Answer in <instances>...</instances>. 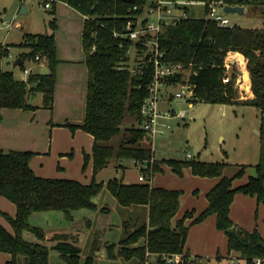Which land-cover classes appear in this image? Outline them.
Listing matches in <instances>:
<instances>
[{"label": "trees", "instance_id": "16d2710c", "mask_svg": "<svg viewBox=\"0 0 264 264\" xmlns=\"http://www.w3.org/2000/svg\"><path fill=\"white\" fill-rule=\"evenodd\" d=\"M62 1L86 16L82 30V45L88 69L85 115L81 123L65 122L62 125L71 130L81 128L93 136L91 155L84 153L85 163L89 157L92 159V178L89 183H83L69 177L39 176L30 166V160L36 152L0 149V195L15 205L14 215L0 211L12 228L9 231L0 221V251L11 255L5 264H50L52 250L59 253L64 264H81L82 250L77 243L78 236L47 231L32 223L31 216L36 212L61 211L66 220L72 221L77 210L107 213L110 206H99L95 200L104 190L114 197L121 214L126 211L124 207H143L144 218L134 224L132 230L129 229L130 224L123 221L121 226L124 235L117 241L105 239L96 228L93 231V252L103 249L107 258L121 257L127 261L135 259L139 264L143 263L147 249L151 252L189 253L186 241L190 226L213 214L216 216L217 229L227 237L228 253H235L242 259L239 264H255L254 259L258 257L264 259V231L261 232L257 227L246 230L235 223L230 215L231 204L237 193L255 196L258 203L264 202V168L261 161L256 165L255 175L234 185V180L245 175V165L234 175L226 176L224 169L227 162L224 161L156 159L152 148L140 143L146 132L134 126L126 128L118 145L113 144V139L122 133L121 124L127 114L141 124V105L149 93L153 65L147 60L145 46L128 36H121L126 23L145 11L148 0ZM188 1L205 2L206 12L210 2L219 1L245 7L254 3L261 5L264 15V0ZM56 2L48 9L53 15ZM184 11L187 12V9L184 8ZM50 25L52 32L25 33L20 45L28 50L19 56L23 60V64L19 65L22 70L26 69V61H43L49 67V72L30 71L26 79H21L12 71L0 68V110L37 109L38 105L29 102L36 91L42 93L43 107H53L56 67L59 63L55 15ZM159 44L167 60L192 64L190 81L194 84V102L241 101L236 98L232 83L224 84L222 81L224 61L234 59L237 67L250 71L252 87L256 93L254 100L242 102L257 107L263 104L264 24L262 28L238 25L223 27L205 17L187 16L163 24ZM132 62H135L134 65L137 62L140 64H136L133 69ZM263 138L261 134V150L264 147ZM113 158L117 166L123 168L126 167L124 161L132 159L134 165L139 166L145 180L137 183H124L123 179L117 178L107 182L97 181L96 175L111 165ZM164 163L177 174H182L183 169L189 167L195 175L219 178L206 194V207L196 215L194 209H188L176 219L183 191L151 183L153 175L162 171ZM188 218L191 220L187 223ZM83 219L87 228L94 224L88 215ZM99 237L101 242L96 245ZM95 257L94 253H89L82 264H95ZM199 257L196 255L198 260ZM198 260L185 264H199Z\"/></svg>", "mask_w": 264, "mask_h": 264}, {"label": "rangeland", "instance_id": "374dc122", "mask_svg": "<svg viewBox=\"0 0 264 264\" xmlns=\"http://www.w3.org/2000/svg\"><path fill=\"white\" fill-rule=\"evenodd\" d=\"M178 4L173 9V15L183 13L184 8L187 9L188 16L206 17L208 14L205 10L204 4L188 0H175ZM179 6V7H178ZM23 7L26 11L23 12ZM229 18L231 24H236L242 27L262 28L264 24V15L262 7L258 4H250L245 7L244 12H224ZM57 30V54H68L71 52L74 56L79 53L82 44V30H83V15L76 9L68 5L64 1H57L55 4V13ZM44 5L38 0H0V64L3 69L7 67H14L13 61L19 57L23 51L28 50L27 47L21 46L25 33L35 32H52L50 20L54 16ZM7 49V52L4 50ZM27 63H33L26 61ZM237 95V94H236ZM238 101L236 103H210L198 100L190 105L183 99H174L172 106L176 112L180 110L186 111L185 118H170L171 128L163 134H157L154 138L153 157L156 159H200L207 162L224 161L227 162L224 172L226 176H232L242 166L245 165V175L242 177L245 180L250 175L256 174V165L261 161V166L264 168V147L261 150V133H260V108L253 104L243 103ZM31 103H39L37 109H19V115L15 126L13 127L9 119L2 118L0 120V146L4 150H29L30 148L37 152L40 156V162L46 165H56L57 161L61 162L65 167L62 171H67L73 177L81 179V181H90L93 173L92 159L89 157L85 163L84 153L92 152V137L90 134L80 129L73 131H60L57 136L54 133V143L52 133L57 126L49 129L48 124L57 121L61 118V106L53 107L52 110L42 106V93L36 91L32 97L29 98ZM79 102V101H78ZM61 104V103H60ZM165 104H160L164 107ZM168 106V105H167ZM78 112L74 114L77 115ZM134 126L141 129L140 123L133 121L127 114L124 118L121 129V135L113 139V144L116 146L123 139V134L126 128ZM59 128H66L59 126ZM40 136L37 146H22L29 142L35 141L34 136ZM17 135L19 137H17ZM128 135L126 134V137ZM56 139V140H55ZM152 138L147 133L140 143L144 146H151ZM264 142V138H263ZM24 143V144H21ZM71 143V146H70ZM69 145V148L67 147ZM60 149H65L60 153ZM54 152V153H53ZM191 153V156H188ZM35 154V155H36ZM34 155V156H35ZM63 158L62 160H58ZM126 167L117 166L114 158L112 164L106 166L101 171L102 178L109 179L117 175L124 180L132 181L142 172L139 166L134 165L132 159L124 161ZM40 165V164H38ZM39 167V166H38ZM57 171H60L56 169ZM100 171V172H101ZM99 172V173H100ZM98 173V174H99ZM189 176H196L192 171L185 167L182 174L175 173L171 167L164 163L162 164V171H157L152 177V183L162 185L166 188H176L183 191V198L189 197L194 199L195 196L192 190V181ZM0 208L10 209V204H14L5 196L0 195ZM197 199V197H196ZM99 206L108 205L110 209L107 213H94L90 210L89 215L93 220V228H98L100 235L105 239L118 240L124 233L122 226H118L123 221L130 224V230L144 218L145 208L137 209L125 207V213L121 214L120 208L117 207L114 197L105 191L95 197ZM117 208V209H115ZM128 211V212H127ZM253 214L254 226L264 231L262 218L264 217V202L260 203L257 217ZM37 215L31 216L32 223H36ZM139 217V218H138ZM112 221V224L109 222ZM7 225L8 222L4 221ZM116 223H119L116 226ZM110 226H112L110 228ZM109 227V228H107ZM93 228L82 227V236L85 237L91 234L90 240L86 246V239L81 241L82 253H94L95 264H139L135 259L123 260L120 258L101 259L100 254H104L103 249L100 253L93 252L92 241H95L92 235ZM198 237V236H197ZM196 237V239H197ZM100 237L97 244L100 242ZM84 244V245H83ZM220 254L219 257L213 255H205L199 257V264H239L242 262L240 257L235 253H227L224 239L219 243ZM79 245V246H81ZM105 256V255H104ZM82 258L81 264L84 262ZM0 264H4L3 256L0 253ZM61 264V261H58ZM62 264L64 261L62 260Z\"/></svg>", "mask_w": 264, "mask_h": 264}, {"label": "crops", "instance_id": "0c3cea01", "mask_svg": "<svg viewBox=\"0 0 264 264\" xmlns=\"http://www.w3.org/2000/svg\"><path fill=\"white\" fill-rule=\"evenodd\" d=\"M83 17H84V15H83ZM84 18H83V21H84ZM56 30H57V28H56ZM56 30H55V40H56V47H57ZM57 56H58V54H57ZM58 58H59V63L56 67V82H55L53 107L55 106L58 108L59 105H64V106H61V109H62L61 116L62 117L57 119V121H55L54 123L51 122L48 124L50 130H52V127H54V126H57L55 129L59 130L58 132L54 131L52 133V139H53L52 143L55 142L54 136H53L54 133L57 136V134L60 131H64V130L70 131L71 130L69 127L62 125L63 123L71 122V123H77L78 124V123H81L83 121L84 115H85L86 87H87V80H88V69H87L86 62H85V53H84L82 44H81V48H80L79 53H77L75 56L71 52H68V54H66V55L60 53ZM14 61H13L14 67H7V68L3 69L2 68L3 66L0 64V68L2 70L12 71L17 78H21V79H26L28 76V73L30 71L34 72V71L38 70L39 72H41V70L47 66L43 61L31 63V65H30V63H27V64L25 63V67H26V69H28V72H26L25 71L26 69L22 70L19 67V65H15ZM32 104L40 106L39 103H32ZM52 108H50V109L52 110ZM19 109H21V108H19ZM0 112H1V121H2V118L5 117V119H9L11 121V124L14 127L16 124L15 122H17V119L19 118L18 117V115H19L18 110H15L12 108H2L0 110ZM75 112H78L77 115L74 114ZM59 126L66 127V128H59ZM76 129L81 131L80 130L81 128L80 129L76 128ZM71 131H73V130H71ZM90 136L92 137V146H93V136L91 134H90ZM17 137H19V136L17 135ZM39 137L40 136H38V134L34 136V139H35L34 143L29 142L27 139V143L25 145H22V146H30V147L37 146V144L39 142V140H38ZM21 144H24V143H21ZM70 146H71V143H70ZM67 147L69 148V145ZM0 149L4 150L3 147H1V146H0ZM29 150H32L36 153L37 152L39 153V151L33 150L31 148ZM4 151H7V150H4ZM60 151H61L60 153H64L62 151H66V150L60 149ZM87 153L91 155L90 152H87ZM59 159L62 160L63 158H59ZM38 164H40V165H38ZM30 166L34 170V172L39 176H43V177H69V178H74V179H78L81 181V179L73 177L76 175H71V174L67 173V171H62V169H64L65 166L61 162L57 161L55 166H54V164L51 166L50 165L48 166L44 162H40V156L37 154L31 158ZM113 167L117 168L118 166H113ZM56 169H58L60 171H57ZM103 171H101L99 174L96 175L97 181L107 182L109 179H112V178L122 179V178H119L117 175H113V177H108L109 179H104L101 176V173ZM224 174H226V173L224 172ZM139 176H138V178H136L132 181H127V180H124V178H123V182L124 183L141 182V180L139 179ZM189 177L192 181L191 187L195 188L192 190V193H194L193 191H195V193H197V194L196 195L193 194V196H195L194 199H191L189 197L183 198L184 196H183V194H181L179 210L175 216L176 219L180 218L184 214V212L188 209L189 210L194 209L195 215L198 212H200L202 209H204L208 203L206 194L216 184V182L219 179L218 177H207V176H199V175L189 176ZM91 178H92V176H91ZM244 181H245L244 178L236 179V180H234V185H237L238 183H241ZM81 182L89 183L90 181H81ZM151 183H152V180H151ZM152 184L155 186H162V185H157L156 183H152ZM104 192H105V190L103 191V193ZM196 197H197V199H196ZM0 201H3V200H1V198H0ZM112 203L115 204V202H113V201H112ZM260 203L257 202V199L255 196H251V195L244 194L241 192L237 193L234 197L232 204H231V209H230L231 218L234 220L235 223H237L242 228H244L246 230H252L254 228L253 227L254 226L253 214L255 212L256 213L255 217H257V213L259 210ZM9 208L10 209H8V210L0 208V211H6L9 214L14 215L15 214V205L10 204ZM111 209H113L111 212V213H113L114 208L111 207ZM115 209H117V208H115ZM134 209H137V208H134ZM140 209H141V207H140ZM94 213H98V212H94ZM34 215H37L36 216L37 221L34 224H37V225L43 227L47 231H50V232L60 231L62 233L68 234L71 237L72 236H78V241H77L78 245H81L82 244L81 241H83L85 239H86V241H85L86 246H87L89 240L91 243V239L89 238V237H91V234L88 236L90 227L87 229L88 234L85 237L82 236V230L83 229H81V228L87 227V225L84 224L82 222V220H84L83 217L85 215H89L86 210L75 211L74 212V219L72 221L66 220L64 214L61 211L36 212L32 216H34ZM4 219L5 218L0 214V221L7 227V229H9V231H12L10 224L8 223V225H7L5 222H3ZM190 220L191 219L188 218V219H186V222L188 223V222H190ZM5 221H7V220L5 219ZM93 222H94V220H93ZM109 223L112 224V221H110ZM262 223L264 225V217L262 218ZM118 224L119 223H116V226ZM111 227L112 226H110V228ZM92 228H93V224L91 225V229ZM107 228H109V227H107ZM119 228H121V224L118 226V229ZM95 229L96 228H93V231ZM93 231H92V235L94 234ZM261 232H263V231H261ZM196 237H197V239H196ZM117 239H119V238H117ZM222 239H224V242H225L226 248H227V237L223 231L217 229V227H216V216L211 214L208 217H206L203 221L192 224L190 226L189 231H188V235H187L186 249L188 250L189 253H191L193 255H197V256H205V255L215 254L216 257H219L221 255H218V254H220V251H219L220 246L218 243L220 241L222 242ZM81 247H82V245H81ZM226 250L228 253V249H226ZM100 252L101 251H99L98 253H100ZM0 253L3 256V260H4V264H5V262L10 259L11 255L9 253H5V252H1V251H0ZM88 254H89V252L81 253V262H82V258L83 257L85 258ZM99 256H103V257H100L101 259L107 258L106 256H104V254H100ZM62 260L63 259L60 257V255L57 251L52 250L50 252V256H49L50 264H58V261H61V264H62Z\"/></svg>", "mask_w": 264, "mask_h": 264}, {"label": "built area", "instance_id": "2783aa9c", "mask_svg": "<svg viewBox=\"0 0 264 264\" xmlns=\"http://www.w3.org/2000/svg\"><path fill=\"white\" fill-rule=\"evenodd\" d=\"M45 8L52 7L53 2L62 0H38ZM204 4L205 2H199ZM178 4L171 0H148L145 11L135 19H130L124 26L121 36H128L134 41H138L145 46L144 52L148 53V62L153 65L151 82L149 84L148 96L141 105V129L150 137L151 148L154 147V138L157 134L165 133L171 128L170 118H185L186 111L176 112L172 106L174 99H183L190 105L196 100L194 93V84L190 81L192 74V64L188 65L182 61L167 60L164 51L160 48L159 34L162 26L171 21L175 22L183 17H187V12L183 10L182 14L173 15V9ZM224 3L210 2L208 4L207 16L205 18L214 21L217 25L223 27H234L229 18L224 13ZM179 7V6H178ZM136 9L137 7L134 6ZM84 17H86L84 15ZM117 34V32H116ZM264 64V56L262 57ZM135 63V62H134ZM132 62L131 67L135 65ZM140 64V63H139ZM224 74L222 81L224 84L232 83L236 98L239 100H254L256 93L252 87L250 71L246 68L236 66L234 59H226L223 63ZM28 72V69L25 70ZM160 104H165L160 107ZM168 105V106H167ZM260 133L264 136V102L260 105ZM191 156V153H188ZM139 179L145 180L140 174ZM198 260L196 255L182 252H151L148 249L145 252V258L142 264H185L192 260ZM199 261V260H198ZM255 264H264L263 258H255Z\"/></svg>", "mask_w": 264, "mask_h": 264}, {"label": "water", "instance_id": "95a60500", "mask_svg": "<svg viewBox=\"0 0 264 264\" xmlns=\"http://www.w3.org/2000/svg\"><path fill=\"white\" fill-rule=\"evenodd\" d=\"M22 10H23V12H25L26 8L23 7ZM244 10H245L244 5H239V4H236V5L225 4L224 5V11L227 13H230V12L242 13V12H244ZM14 64L15 65H21V64H23V60L20 57H17L14 61ZM48 71H49V68L46 66L44 69L41 70V73H47ZM130 140H132V138H130Z\"/></svg>", "mask_w": 264, "mask_h": 264}]
</instances>
